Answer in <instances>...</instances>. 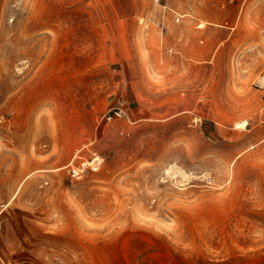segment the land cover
<instances>
[{
    "label": "rangeland",
    "instance_id": "rangeland-1",
    "mask_svg": "<svg viewBox=\"0 0 264 264\" xmlns=\"http://www.w3.org/2000/svg\"><path fill=\"white\" fill-rule=\"evenodd\" d=\"M0 264H264V0H0Z\"/></svg>",
    "mask_w": 264,
    "mask_h": 264
},
{
    "label": "built area",
    "instance_id": "built-area-1",
    "mask_svg": "<svg viewBox=\"0 0 264 264\" xmlns=\"http://www.w3.org/2000/svg\"><path fill=\"white\" fill-rule=\"evenodd\" d=\"M124 116H125L124 110L116 109L113 112H111L107 116V118L108 120H111L115 117H124ZM103 161H104V158L96 154L92 158L82 161L79 165L74 166V167L72 166L71 167L72 175L75 178H81L85 174V172L89 169H92V170L100 169L103 164Z\"/></svg>",
    "mask_w": 264,
    "mask_h": 264
},
{
    "label": "bare ground",
    "instance_id": "bare-ground-1",
    "mask_svg": "<svg viewBox=\"0 0 264 264\" xmlns=\"http://www.w3.org/2000/svg\"><path fill=\"white\" fill-rule=\"evenodd\" d=\"M244 124H245V126H246V124H247V121H245V122H244ZM238 126H239V125H238Z\"/></svg>",
    "mask_w": 264,
    "mask_h": 264
}]
</instances>
